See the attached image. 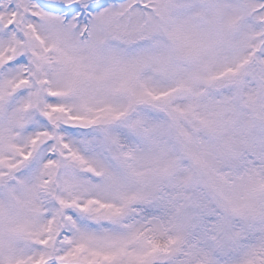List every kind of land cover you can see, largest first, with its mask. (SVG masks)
<instances>
[{
  "label": "snow or ice",
  "instance_id": "snow-or-ice-1",
  "mask_svg": "<svg viewBox=\"0 0 264 264\" xmlns=\"http://www.w3.org/2000/svg\"><path fill=\"white\" fill-rule=\"evenodd\" d=\"M0 264H264V0H0Z\"/></svg>",
  "mask_w": 264,
  "mask_h": 264
}]
</instances>
